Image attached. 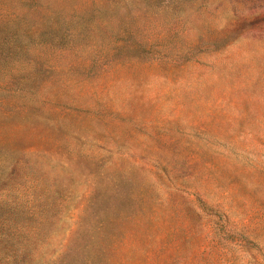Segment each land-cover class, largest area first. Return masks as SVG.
Segmentation results:
<instances>
[{
  "label": "rangeland",
  "instance_id": "374dc122",
  "mask_svg": "<svg viewBox=\"0 0 264 264\" xmlns=\"http://www.w3.org/2000/svg\"><path fill=\"white\" fill-rule=\"evenodd\" d=\"M4 264H264V0H0Z\"/></svg>",
  "mask_w": 264,
  "mask_h": 264
},
{
  "label": "trees",
  "instance_id": "16d2710c",
  "mask_svg": "<svg viewBox=\"0 0 264 264\" xmlns=\"http://www.w3.org/2000/svg\"><path fill=\"white\" fill-rule=\"evenodd\" d=\"M5 257H6V254L4 256V254H2V252H0V264H4L3 260H5Z\"/></svg>",
  "mask_w": 264,
  "mask_h": 264
}]
</instances>
